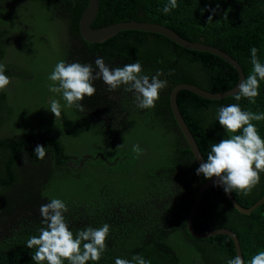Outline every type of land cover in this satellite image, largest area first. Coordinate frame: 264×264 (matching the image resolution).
Instances as JSON below:
<instances>
[{"label":"trees","instance_id":"trees-1","mask_svg":"<svg viewBox=\"0 0 264 264\" xmlns=\"http://www.w3.org/2000/svg\"><path fill=\"white\" fill-rule=\"evenodd\" d=\"M87 2L0 0V62L11 79L0 91V264H36L35 249L26 243L44 227L40 206L52 198L66 203L74 236L88 226L110 225L106 251L87 264H115L117 257L135 255L150 264H226L236 256L227 234L196 238L186 229L191 203L207 179L196 174L199 165L174 120L169 93L180 82L213 92L229 89L237 82L236 70L213 53L182 47L158 33L129 29L86 42L79 17ZM168 4L99 0L92 26L129 19L164 24L231 54L245 79L252 72V47L264 63V0H177L165 13ZM98 57L110 69L139 61L149 77L162 72L159 78L168 84L155 108H138L133 93L123 86L109 92L102 80L93 82L96 92L82 101L84 111L64 108L62 96L49 91L55 65L63 60L95 68ZM259 83L255 103L237 101L236 93L212 100L187 89L178 92L179 109L205 160L213 143L229 138L216 119L219 107L239 104L243 111L264 114V81ZM53 98L62 105L58 119L48 109ZM252 123L264 140V120ZM136 144L144 150L138 158L132 151ZM37 145L46 147L43 160L34 154ZM231 194L249 207L264 194V172L249 195ZM193 227L234 231L245 264L264 251V203L243 214L222 186L205 190Z\"/></svg>","mask_w":264,"mask_h":264},{"label":"clouds","instance_id":"clouds-1","mask_svg":"<svg viewBox=\"0 0 264 264\" xmlns=\"http://www.w3.org/2000/svg\"><path fill=\"white\" fill-rule=\"evenodd\" d=\"M176 7L177 0H169L163 11L168 13ZM257 53L256 47L250 49L252 72L239 83V91L235 95L237 101L243 97L255 103V98L259 95V82L264 81V63L260 62ZM95 65L93 68L91 64L66 63L63 60L57 62L48 77L51 81L49 91L62 96L66 102L64 108L84 111L82 101L96 92L93 82L102 80L109 92L123 86L125 91L134 94L138 108L153 109L159 100L160 91L168 84L167 80L159 78L163 75L162 72L151 77L143 74L139 61L110 69L104 59L98 57ZM5 71V64L0 62V91L6 90L11 82ZM48 109L57 119L61 118L62 105L58 99H51ZM216 119L229 138L211 145L206 162L200 164L196 174H203L209 180L215 177L217 186H223L225 193L235 192L247 196L260 183V173L264 172V140L252 123L254 120H264V114L243 111L239 104H228L217 109ZM241 129L242 134H236ZM132 151L138 158L144 150L136 144ZM34 154L37 159L43 160L47 154L46 147L37 145ZM67 211L66 203L57 198L40 206L44 227L39 230L38 236H32L26 243L27 248L35 249L32 260L36 264H43L45 261L47 264H64V261L69 264H87L88 261H99L106 251L110 225L105 223L98 228L88 226L74 236L65 219ZM115 264H150V261L135 255L132 260L117 257ZM226 264L245 262L241 256L236 255L228 259ZM250 264H264V251L254 255Z\"/></svg>","mask_w":264,"mask_h":264},{"label":"water","instance_id":"water-1","mask_svg":"<svg viewBox=\"0 0 264 264\" xmlns=\"http://www.w3.org/2000/svg\"><path fill=\"white\" fill-rule=\"evenodd\" d=\"M99 9V0H88L87 6L82 11L80 17H79V32L80 36L83 40L89 43H98L102 42L119 31L122 30H141V31H147L151 33H158L169 40L175 42L176 44L192 49V50H199V51H206L213 53L220 58L227 61L237 72L238 79L236 84L226 90H221L217 92H213L207 89H204L201 86H198L194 83L190 82H180L175 84L169 93V104L171 108L172 115L174 117V120L176 121L177 126L181 130L187 145L189 146L192 155L197 162V164L200 166L201 163L206 162L204 156L201 153V150L195 140V137L193 133L191 132L188 124L186 123L180 109L177 103V94L181 89H187L203 98L206 99H212V100H218L225 98L227 96L233 95L239 91V83L242 82L245 79V73L241 66V64L238 62V60L233 57L231 54L226 52L225 50L221 49L220 47L205 43L203 41H193L189 40L183 36H181L179 33H177L172 28L161 24L157 22H151L146 20H135V19H129L124 20L120 22H114L110 23L104 26L100 27H93L92 22L94 21ZM217 185L216 178L213 177L211 180L207 179L205 182L201 184L199 187L192 203L188 211V215L186 218V229L187 231L196 238H207L216 234H227L234 243V249H235V255L242 256L241 246L239 239L237 235L229 228L220 227L208 230L206 232H199L194 229L193 227V219L197 212V209L199 207L200 201L202 199V196L205 192V190L208 187ZM223 187V186H222ZM229 201L231 204L241 213L243 214H249L251 213L255 208L260 206L264 203V194L257 199L253 204H251L249 207H244L240 205L236 199L233 197L231 193H226Z\"/></svg>","mask_w":264,"mask_h":264},{"label":"rangeland","instance_id":"rangeland-1","mask_svg":"<svg viewBox=\"0 0 264 264\" xmlns=\"http://www.w3.org/2000/svg\"><path fill=\"white\" fill-rule=\"evenodd\" d=\"M26 164V159H25V157H23L22 158V165H25ZM22 165H21V167H22Z\"/></svg>","mask_w":264,"mask_h":264}]
</instances>
